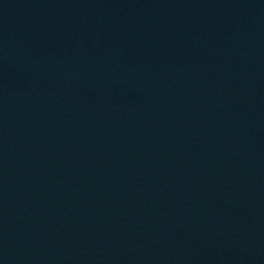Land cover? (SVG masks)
Segmentation results:
<instances>
[{
    "label": "water",
    "instance_id": "95a60500",
    "mask_svg": "<svg viewBox=\"0 0 264 264\" xmlns=\"http://www.w3.org/2000/svg\"><path fill=\"white\" fill-rule=\"evenodd\" d=\"M0 264H264V0H0Z\"/></svg>",
    "mask_w": 264,
    "mask_h": 264
}]
</instances>
